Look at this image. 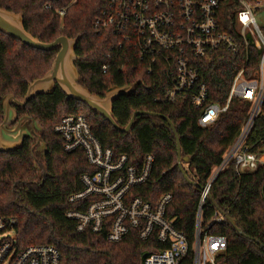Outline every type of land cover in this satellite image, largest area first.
I'll return each instance as SVG.
<instances>
[{"label": "trees", "instance_id": "16d2710c", "mask_svg": "<svg viewBox=\"0 0 264 264\" xmlns=\"http://www.w3.org/2000/svg\"><path fill=\"white\" fill-rule=\"evenodd\" d=\"M106 1L78 0L67 7L62 18L57 10L70 0H0V8L22 14L24 30L41 43H52L60 37L78 38L75 49L78 82L91 94L103 98L111 87L129 88L113 102L112 117L120 128H125L138 112L157 117L137 115L132 130L122 133L85 105L66 99L58 87L50 95L31 99L22 109L15 108L17 120L29 117L40 131H36L34 138H24L19 149L0 152V217L15 220L20 247L53 245L60 254V264H142L146 255L163 250L155 237L141 241L133 229L121 242L110 244L105 239L107 226L99 234L79 233L75 222L66 218L67 211L84 210L83 206L91 202L70 205L67 198L82 190L80 176L92 169L81 150L63 151L54 127L65 116H82L101 147L110 149L114 157L124 155L127 164L139 170L143 160L151 156L146 183L133 188L129 197H139L155 206L162 196L170 195L166 217L188 243V254L180 264H192L195 216L202 190L187 184L180 174L175 139L164 118L175 128L182 157L190 158L187 175L205 188L212 170L220 165L223 154L238 136L250 104L233 99L213 124L200 127L197 124L200 112L187 99L165 100V66L141 60L128 43L119 47L120 39L110 30L93 28ZM46 5L50 9H45ZM222 7L221 21L225 24L221 23L222 29L230 31L227 26H233V13L227 3ZM57 51L35 50L0 32V124L2 98L12 96L21 101L27 85L41 79L50 69ZM258 58L259 52L253 45L245 50L241 44L236 54L222 48L193 64L206 85L209 101L224 104L233 77L241 69L246 78L251 77ZM263 137L264 104L247 144L251 146ZM39 144L44 146L42 151H38ZM259 148L264 145L257 144L251 151ZM208 192L199 231L201 236L226 239V248L216 264H264V164L257 171L239 177L230 169L223 171L210 184ZM209 197L234 221L242 235L226 222H212L216 209Z\"/></svg>", "mask_w": 264, "mask_h": 264}, {"label": "built area", "instance_id": "2783aa9c", "mask_svg": "<svg viewBox=\"0 0 264 264\" xmlns=\"http://www.w3.org/2000/svg\"><path fill=\"white\" fill-rule=\"evenodd\" d=\"M77 1L70 0L67 6L57 10L59 17H64L67 7ZM224 3L233 13V26H227L230 31L222 29V24L225 25L221 21ZM45 9H50V5ZM261 11H264V0H107L94 20L93 28L110 30L120 39L119 47L121 43H128L141 60L165 66V100L187 99L200 112L197 119L200 127L213 124L227 111L233 99L250 104L238 136L200 192L192 264H216L217 257L226 248L223 236H201L199 231L202 206L209 196L210 184L219 173L228 169L239 177L257 171L264 164V148L251 151L257 144L264 145V137L251 146L247 144L264 104V25H260L257 18ZM241 44L245 50L251 44L259 52L257 68L249 78L244 76L243 69L238 71L224 104L211 103L193 61L206 59L222 48L236 54ZM54 132L60 137L64 152L81 150L92 169L80 176L82 190L67 198L70 205L91 200L83 206L84 210L66 212V218L75 222L76 231L99 234L107 226L105 239L116 244L133 229L139 240L155 237L163 247L160 252L146 255L142 264H180L188 254V243L166 217L170 195L162 196L155 206L139 197H129L133 188L146 183L151 156L143 160L139 170L128 165L124 155L114 157L110 149L101 147L82 116L63 117ZM212 222L221 224L225 219L215 210ZM15 223L13 218L0 217V264H60V254L53 245L20 247L15 236Z\"/></svg>", "mask_w": 264, "mask_h": 264}, {"label": "water", "instance_id": "95a60500", "mask_svg": "<svg viewBox=\"0 0 264 264\" xmlns=\"http://www.w3.org/2000/svg\"><path fill=\"white\" fill-rule=\"evenodd\" d=\"M0 32L20 42L23 46L35 50L45 52L58 50L50 69L41 79L35 80L27 85L26 93L21 101H17L12 96L2 98L3 119L0 124V152L8 153L15 151L22 146L24 138H34L36 131H40L39 126L29 117H23L17 120L16 109L24 108L31 99L37 96L52 94L56 87L61 90L66 99L85 105L91 112L104 118L115 130L122 133H129L132 130L137 115L145 114L157 117L151 113L138 112L132 116L125 128H120L112 117L113 102L119 95L128 92L129 88L111 87L105 92L104 97L100 98L91 94L85 87L81 86L78 82L79 74L75 66V62L78 60L75 54L78 38L68 39L66 37H60L52 43H41L24 30L22 14H14L2 8H0ZM164 119L167 121L175 139L177 166L180 174L187 184L200 188L203 191L204 188H201L194 182L187 175L186 169L182 167V164H188L190 158L182 157L180 142L175 128L167 118ZM37 142H39V139H37ZM39 149L43 150L44 146H40ZM209 201L225 219V222L237 234L242 235V232L236 227L234 221L219 210L210 197Z\"/></svg>", "mask_w": 264, "mask_h": 264}, {"label": "rangeland", "instance_id": "374dc122", "mask_svg": "<svg viewBox=\"0 0 264 264\" xmlns=\"http://www.w3.org/2000/svg\"><path fill=\"white\" fill-rule=\"evenodd\" d=\"M257 18H258V20L260 21V25H264V11H261L259 14H257ZM263 19V20H262ZM43 145V144H42ZM41 144H39V146H38V149H39V147L40 146H42ZM38 151H42V149H39ZM182 167L184 168V169H188V165H186V164H182Z\"/></svg>", "mask_w": 264, "mask_h": 264}]
</instances>
